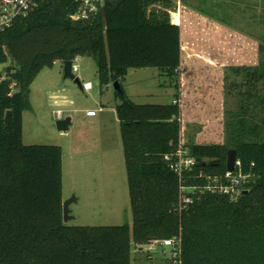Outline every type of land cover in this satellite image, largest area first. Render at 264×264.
Segmentation results:
<instances>
[{
	"label": "trees",
	"instance_id": "obj_1",
	"mask_svg": "<svg viewBox=\"0 0 264 264\" xmlns=\"http://www.w3.org/2000/svg\"><path fill=\"white\" fill-rule=\"evenodd\" d=\"M160 1L169 0H102L93 16L76 19L69 18L76 0H36L28 15L0 30V64L8 61L0 71V264H132L133 247L173 235L181 237L183 264H264V62L243 68L244 99L228 140L187 145L202 163L184 184L204 187L223 174L235 148L252 174L246 188L238 196L205 188L182 205L180 178L165 157L181 144L180 104L136 102L121 83L131 67L171 76L180 68L181 26L167 9L151 7ZM76 56L95 59L101 83H120L132 224L66 223L62 146L23 141L32 82Z\"/></svg>",
	"mask_w": 264,
	"mask_h": 264
},
{
	"label": "rangeland",
	"instance_id": "obj_2",
	"mask_svg": "<svg viewBox=\"0 0 264 264\" xmlns=\"http://www.w3.org/2000/svg\"><path fill=\"white\" fill-rule=\"evenodd\" d=\"M151 7L167 9L172 20L180 23L182 70L190 69L189 76L182 83L180 73L171 76L159 67H132L121 78L126 93L134 101L145 103L170 102L175 90L179 91L175 97L179 104L184 95L181 144L226 142L244 99L243 68L264 62V0H169ZM78 63L75 75L80 81H92L89 91H83L74 79L64 78L59 62L36 76L30 86V107L23 112V141L62 146L63 202L75 198L69 204L72 218L66 223L132 224L122 139L113 111L121 101L115 93L116 79L101 83L92 56H82ZM7 65L8 61L1 63L0 71L4 72ZM166 80L178 85L166 88ZM101 102L110 110L100 112ZM59 108L63 117H71L69 130L57 127ZM90 109L98 115L89 117ZM104 135L111 140L112 172L104 166L108 144L97 140ZM132 256V264L163 260L162 252L148 245L133 247Z\"/></svg>",
	"mask_w": 264,
	"mask_h": 264
},
{
	"label": "built area",
	"instance_id": "obj_3",
	"mask_svg": "<svg viewBox=\"0 0 264 264\" xmlns=\"http://www.w3.org/2000/svg\"><path fill=\"white\" fill-rule=\"evenodd\" d=\"M78 9L71 15L76 19H88L93 16L99 9L102 0H76ZM36 0H0V30L10 27L17 18L24 17L33 9ZM76 56L73 59L72 69L74 72L79 70V59ZM178 71V69H176ZM83 88L89 90L92 88V81L86 80L82 83ZM173 102L178 103L179 99L175 98ZM58 117L62 116V110H58ZM93 109L87 110L88 115L95 114ZM165 157L170 161V166L180 178V201L182 205H187L194 199V194L205 188L227 193L232 196H238L242 189L246 188L252 174L243 171L241 162L236 158L235 168L226 170L221 175L211 176L212 179L204 186L184 184V176L191 171L197 164V157L191 153L189 147L180 144L173 152L167 153ZM150 248H158L162 252V263L164 264H183L182 240L179 235H173L164 238H154L149 244Z\"/></svg>",
	"mask_w": 264,
	"mask_h": 264
},
{
	"label": "water",
	"instance_id": "obj_4",
	"mask_svg": "<svg viewBox=\"0 0 264 264\" xmlns=\"http://www.w3.org/2000/svg\"><path fill=\"white\" fill-rule=\"evenodd\" d=\"M71 18V16L69 17ZM72 59L65 60L63 62V76L64 78H72L75 81H77L80 85H82V81H80L79 77L75 75V72L72 69ZM115 89H121L120 83L118 80L115 81L114 83ZM10 110L7 111L6 113V121L8 120V117L10 115ZM71 117L66 116L63 118H59L57 120V127L60 130H68L71 124ZM236 158H237V151L235 148H230L228 149V154H227V169L228 170H233L235 168V163H236ZM201 157H197V164H201ZM75 198L69 199L65 202H63V219L66 222L68 219L72 218V214H70V209H69V204L74 200Z\"/></svg>",
	"mask_w": 264,
	"mask_h": 264
},
{
	"label": "crops",
	"instance_id": "obj_5",
	"mask_svg": "<svg viewBox=\"0 0 264 264\" xmlns=\"http://www.w3.org/2000/svg\"><path fill=\"white\" fill-rule=\"evenodd\" d=\"M174 21V20H173ZM179 23V22H178ZM180 24V23H179ZM181 44H182V36H181ZM95 60V59H94ZM56 62H59L60 63V65H61V71L63 70V65H62V63H61V61H56ZM55 62V63H56ZM96 62V61H95ZM97 65V64H96ZM184 67V62H183V58H182V60H181V65H180V68L178 69V71H177V74L178 73H180V75L179 76H181V79L183 80L182 81V83H184V81L186 82L187 81V76H189V72H190V69H184V70H182V68ZM132 68V67H131ZM131 68H129L128 69V72H127V75L129 74V71H130V69ZM181 70V71H180ZM163 72V71H162ZM164 74H165V72H163ZM126 76V75H125ZM192 77V76H191ZM181 79H180V81H181ZM83 81H86V80H82V83H83ZM178 82H179V80H178ZM174 83H177V81L176 82H170V80H166V82H165V84L167 85L166 86V88L169 86V87H173V85H174ZM178 85V84H177ZM176 85V86H177ZM81 86V89L83 90V91H89V90H91L92 88H93V83H92V88L91 89H89V90H86L85 88H83V85H80ZM175 85H174V87H176ZM182 88V87H181ZM175 92H177V93H179V91H176L175 90ZM53 96L55 97L56 96V93H54L53 94ZM182 96H184L183 95V93H182ZM182 96H180V105H182V108H181V110H183V106H184V104H183V101H182ZM60 97H61V95H60ZM130 97V96H129ZM175 97H177L176 96V93H175V96L173 97V99H172V101L175 99ZM186 97H188V95H186ZM131 98V97H130ZM132 99V98H131ZM186 99H188V98H186ZM171 102V101H170ZM119 103V102H118ZM110 106H108L106 103H104V102H101L100 103V106H99V111L100 112H103V113H105L106 111H108V110H110ZM59 110H62V108H59ZM113 111L115 112V115H117V111H116V106H115V108L113 107ZM24 112V111H23ZM88 115V114H87ZM98 115V113H95V114H93V115H88L89 117H96ZM105 115V114H104ZM58 116V115H57ZM58 118H63V116H61V117H58ZM101 120L102 119H100V123H101ZM117 121H118V123H119V132H120V122H119V118H118V115H117ZM102 124V123H101ZM69 130V129H68ZM121 135V134H120ZM102 140L103 141V143H104V145H106V144H108V148H106L105 149V160H106V163H105V167L106 168H108L109 169V172H112V167L114 166V164H113V159H114V154H113V150H112V148H110L109 147V144L111 143V140H110V138H108L106 135H104V138H97V140ZM98 140V141H99Z\"/></svg>",
	"mask_w": 264,
	"mask_h": 264
}]
</instances>
